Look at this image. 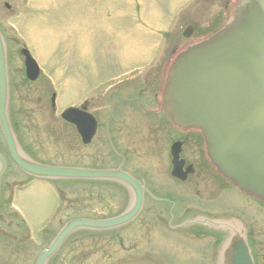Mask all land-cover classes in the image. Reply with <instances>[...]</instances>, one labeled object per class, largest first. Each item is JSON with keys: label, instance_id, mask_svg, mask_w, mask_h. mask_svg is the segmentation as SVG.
Masks as SVG:
<instances>
[{"label": "rangeland", "instance_id": "obj_1", "mask_svg": "<svg viewBox=\"0 0 264 264\" xmlns=\"http://www.w3.org/2000/svg\"><path fill=\"white\" fill-rule=\"evenodd\" d=\"M28 1L0 0V25L5 29L7 38L13 37L7 43L8 54L12 57H10L11 62L9 63L10 76L18 82L16 76L12 74L13 71L18 72L21 70L22 67V59L18 56L16 47L27 46L32 57L37 58L34 59L40 63L42 67L40 69L43 72L54 71L53 83H58L57 78L65 75L64 84L69 83L70 85L74 83L73 72L78 67L76 58L83 55V53H77L76 44L79 39H77L75 32L80 33L81 27L88 26L87 17L92 12L90 8H95V16L90 15L95 18V24L90 25V30L88 27L85 28V37L82 42L86 49L92 46L93 50L90 51L91 60H85V62L94 64L96 60L99 63L116 61L122 65V68L143 69L147 67V64L152 61L153 56L157 53V42L163 33L169 32L172 27H176L178 21L191 16L185 11L182 14H177V12L184 6L190 5L193 0H125L123 3L120 0ZM3 2L8 3L11 10L15 9L13 17L6 15ZM122 4L127 9L128 15L123 19L126 29L118 35L116 33L117 29L114 30V28L120 26L121 21L120 16H118L119 13L116 16L114 13H116V10L120 11ZM138 7L140 8L139 13H137ZM79 8H83L84 24L76 26V15ZM31 9L32 12H39V17L38 21L35 17H32L30 19L31 25H29L27 14ZM78 37H81V35ZM60 56H63L64 61L61 66H56L59 62L56 63V60ZM59 68L67 70V73L59 72L58 70L61 71ZM35 110L36 114L34 116L38 118L49 116L47 112L46 115L43 114L39 107ZM131 148L128 145L127 149L131 150ZM115 153L118 154L116 151ZM119 154L125 158V160L122 158V162H124L127 172L143 181L149 197H164L166 199L160 200L170 203L168 228L173 221L176 222L181 218L184 220L189 219L193 215V209L199 211L206 204L204 200L199 199L200 196H203V193L191 195L190 209L192 211H188L184 215L181 214L182 207H186L188 204L183 205L182 202L178 201L180 198L177 196V191L184 186L177 184L176 190V184L169 181L166 174H163L164 177L162 178L155 172L164 166V161L167 162V154L159 148L144 150L138 159L137 168L129 163L127 152L121 151ZM183 156L188 162L196 163L198 153L192 145L187 144ZM131 161L133 162L132 158ZM11 174L10 170L4 181L11 177ZM57 187L59 186L57 185ZM205 188V186H202L200 189L204 190ZM62 190L65 191V193L61 191L64 199L75 200L70 203L69 216L73 215L75 208L76 212L83 217L104 218L106 215H115L122 212L131 202V195L123 199L121 191H114L110 187L96 186L90 189L87 186L65 185ZM209 190L210 188H208ZM230 191V193L216 201V205L222 216L234 215V217L241 219L244 226L248 228L246 214L240 211L241 201L247 198L235 189ZM125 193H127L126 190ZM174 197L178 199L175 200ZM59 200L57 188L46 183V185L35 184L27 192L18 193L14 202L22 209L23 216L29 223H35L36 218L38 219L36 223H38L39 221H48V218L52 217ZM61 214L64 215V219L67 218L66 213L62 212ZM38 227L39 225L36 224L33 228ZM145 230L154 231L145 240L149 242L148 246L151 245V249H154L156 261H151L150 257L142 256L139 253L142 247V236L146 235L143 234ZM160 230V219L157 212H152L147 206L134 224L132 223L126 229H120L116 234H105L102 245L104 248L101 249L104 254L88 256L89 248L78 238L76 244L73 245L76 252L70 253V255L67 254L68 250L72 249L70 248L71 240H69L64 244L63 253L59 255H65V264L71 259L70 256L75 258L76 263L74 264H114L121 261L129 262V264H141L139 261L142 260L151 261L147 262L150 264L162 261L185 264L198 257L200 252H203L209 258H212L216 253L215 239L206 245H202L199 242L194 243L186 240L182 236L170 233L162 234ZM152 235H155V237ZM119 240H121V243ZM98 247L100 248V246ZM93 251L94 249L91 250L92 254ZM54 264H63V260L61 262L56 258Z\"/></svg>", "mask_w": 264, "mask_h": 264}, {"label": "water", "instance_id": "obj_2", "mask_svg": "<svg viewBox=\"0 0 264 264\" xmlns=\"http://www.w3.org/2000/svg\"><path fill=\"white\" fill-rule=\"evenodd\" d=\"M29 63L27 59L26 66ZM6 93L0 37V125L17 165L40 177L117 179L135 194L132 208L117 218L69 223L36 264H41L73 228H112L136 215L142 190L125 174L54 169L19 159L6 119ZM163 101L162 109L177 128L201 133L207 158L220 175L246 195L264 200V0H240L231 21L219 32L179 54L167 74ZM179 152L180 144H173L171 174L184 180ZM232 251L236 252L233 262L240 261L242 252L246 254L242 243Z\"/></svg>", "mask_w": 264, "mask_h": 264}, {"label": "flooded vegetation", "instance_id": "obj_3", "mask_svg": "<svg viewBox=\"0 0 264 264\" xmlns=\"http://www.w3.org/2000/svg\"><path fill=\"white\" fill-rule=\"evenodd\" d=\"M169 41L167 49L169 55L167 57V54L165 55L164 61H170L172 53H175L176 38ZM77 63L78 67L73 74L72 93L59 87L60 103L66 102L61 111L72 106L94 118L96 127L93 137L89 143H83L81 128L61 117H20L19 123L26 126L25 128L15 119H11L10 123L16 138L18 134L19 147L27 157L40 158L44 163L60 162L59 164L78 167H93L97 162L98 138L103 135L104 140L100 144L104 143L107 162H111L114 147L117 150L127 149L128 145L141 148L144 141L145 113L151 115L147 120L152 126L153 132L150 134L154 138L166 129H171L157 112L163 73L161 67L142 75L137 79L135 86H130L128 80L117 79L118 76L105 79L99 77L91 63L82 64L81 59H78ZM25 82L32 92L50 87L48 80L40 76L32 82L26 80ZM63 82L61 77V83ZM144 98L147 100L144 101ZM69 99L73 102L70 103ZM38 100L40 101L41 98ZM82 120L77 118L76 121L80 124ZM130 137L133 142L135 141L134 143L128 142ZM21 139L24 141H20ZM1 146L4 147L3 139H0V153ZM3 153L6 154L5 148ZM26 179V176H22L12 184L29 183ZM5 186L0 187V264H34L36 253L50 236L49 230L43 228L34 236L28 233L21 222H16L18 214L10 208V205L2 203L5 200L4 194L6 195L9 188V185ZM2 235H6V239L2 238ZM1 240L7 244L1 245ZM248 243L253 264H264L257 261L256 243L251 239ZM15 259L17 261H14Z\"/></svg>", "mask_w": 264, "mask_h": 264}]
</instances>
